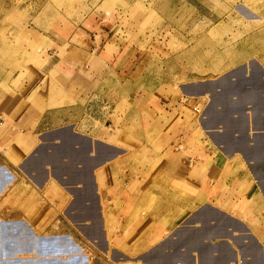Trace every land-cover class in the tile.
<instances>
[{"label":"crops","instance_id":"1","mask_svg":"<svg viewBox=\"0 0 264 264\" xmlns=\"http://www.w3.org/2000/svg\"><path fill=\"white\" fill-rule=\"evenodd\" d=\"M81 34L49 56L50 105L0 110V264H264L263 39L177 100L98 92L96 129L84 104L113 63L87 64Z\"/></svg>","mask_w":264,"mask_h":264},{"label":"rangeland","instance_id":"2","mask_svg":"<svg viewBox=\"0 0 264 264\" xmlns=\"http://www.w3.org/2000/svg\"><path fill=\"white\" fill-rule=\"evenodd\" d=\"M100 29L104 34L108 29L104 47ZM81 33L95 40L87 64L113 63L107 75L112 83H97L84 104L87 121L97 129L98 92L132 96L145 89L154 94L152 100H177L182 84L254 65L245 59H254L264 41V0H0V110L50 105L47 78L42 79L49 56L53 48L71 53L66 48L81 40ZM237 94L235 104L241 105L244 95ZM203 101L188 100L185 118L199 119ZM174 118L168 131L182 123Z\"/></svg>","mask_w":264,"mask_h":264},{"label":"bare ground","instance_id":"3","mask_svg":"<svg viewBox=\"0 0 264 264\" xmlns=\"http://www.w3.org/2000/svg\"><path fill=\"white\" fill-rule=\"evenodd\" d=\"M25 63V62H24ZM217 94V93H216ZM254 99H255V97H254ZM254 101V100H253ZM264 113V112H263ZM241 237V236H240Z\"/></svg>","mask_w":264,"mask_h":264},{"label":"built area","instance_id":"4","mask_svg":"<svg viewBox=\"0 0 264 264\" xmlns=\"http://www.w3.org/2000/svg\"><path fill=\"white\" fill-rule=\"evenodd\" d=\"M0 124H1V120H0Z\"/></svg>","mask_w":264,"mask_h":264}]
</instances>
